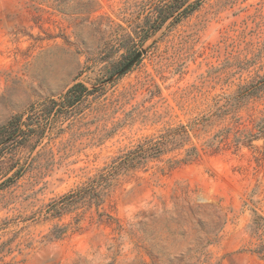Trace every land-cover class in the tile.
Wrapping results in <instances>:
<instances>
[{"label":"rangeland","instance_id":"rangeland-1","mask_svg":"<svg viewBox=\"0 0 264 264\" xmlns=\"http://www.w3.org/2000/svg\"><path fill=\"white\" fill-rule=\"evenodd\" d=\"M173 1L0 0V264H264V0Z\"/></svg>","mask_w":264,"mask_h":264},{"label":"trees","instance_id":"trees-1","mask_svg":"<svg viewBox=\"0 0 264 264\" xmlns=\"http://www.w3.org/2000/svg\"><path fill=\"white\" fill-rule=\"evenodd\" d=\"M187 0H174L171 5L163 7L161 12L159 13V23L154 30H158L171 16L178 13L179 15H184L187 12V7H185ZM87 87L81 83H75L70 87L65 97L71 101H74L72 97L76 93H81L82 91L86 90ZM21 125V121L19 117L13 118L11 121L8 122L7 125L0 128V149L7 144L11 143L13 140L18 138L16 136V132H18ZM112 169V168H111ZM115 169V167L113 168ZM112 169V170H113ZM113 171L110 172V174ZM10 178V177H9ZM8 178V179H9ZM7 179V180H8ZM108 179V176H103L102 174L99 177L93 178L89 183L80 188L78 191L64 195L61 197V207H66L72 204L74 201H78L81 198L87 197L88 194H91V199L89 200L90 204H97L99 205L102 202V194L101 191H98L100 188L103 190L106 188V183H104ZM53 209L55 211L59 210L58 202L52 203ZM60 207V208H61ZM111 218V217H109ZM112 219H110L111 221ZM105 221L104 219H100V222Z\"/></svg>","mask_w":264,"mask_h":264},{"label":"water","instance_id":"water-1","mask_svg":"<svg viewBox=\"0 0 264 264\" xmlns=\"http://www.w3.org/2000/svg\"><path fill=\"white\" fill-rule=\"evenodd\" d=\"M147 50L146 49H142L139 52H137L134 57L125 65V67L123 69H121L119 71L120 74L126 72L128 69H130L132 66H134L138 60L144 55L146 54Z\"/></svg>","mask_w":264,"mask_h":264}]
</instances>
